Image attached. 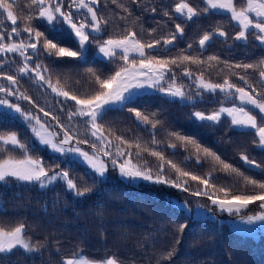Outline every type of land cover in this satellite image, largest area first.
Returning <instances> with one entry per match:
<instances>
[{
	"label": "trees",
	"instance_id": "1",
	"mask_svg": "<svg viewBox=\"0 0 264 264\" xmlns=\"http://www.w3.org/2000/svg\"><path fill=\"white\" fill-rule=\"evenodd\" d=\"M121 2L132 10V15L127 20L119 19V15L123 13L115 4L109 2L105 8V0H101L100 14L109 18L104 39L123 35L124 29L127 28L136 31L138 38L149 40L166 36L170 31L175 30L176 23H181L184 27V36L178 37L175 47L170 52L164 53L165 55L177 56L191 43L193 47L189 52L193 55H201L202 52V59L215 55L220 61L254 63L264 58V48L259 46L252 36H249L247 45L232 40L238 29L234 27V22L226 18V14L201 12V15L192 22H184L172 11L179 0H142L140 7L131 3V0H121ZM187 2L198 9L204 7L202 0H187ZM236 2L240 4L242 0ZM27 4L28 0H17L14 12L23 16L28 11ZM145 6L155 7L156 13L145 11ZM164 11H168L172 18L165 17ZM137 17L139 19H136ZM6 24L11 26L10 22ZM32 24L41 31H46L40 21L33 20ZM218 26L223 27L228 33V41L223 42V38L216 37L206 50H200L198 39L204 32H211ZM154 28L156 32L150 37L148 33ZM58 36L62 43L72 44L71 38L66 33L61 32ZM96 52L95 44H90L86 59L83 61L70 58L43 59L48 65L53 83L59 79L65 90L81 95L84 92H91L95 87L94 77L88 72L89 68L104 78L121 63V61L102 60L96 56ZM12 58L19 61L18 57ZM53 59L55 63L52 62ZM188 66L193 72L205 67L204 65ZM15 67L16 65L13 64L0 71L14 74ZM219 67L223 68V63ZM176 71L177 82L185 85L188 95L196 99L194 102L183 103L156 91L142 93L136 97L134 103L121 108H112L98 120L105 135L113 144L119 143L116 137H123L129 141L139 140L142 145L161 151L166 159L172 160L181 169L201 177L211 172L216 184L226 187L235 185L236 189L241 187L243 177L219 170L222 165L212 157L205 156L202 150L199 153L200 161L197 163L194 145H183L175 136L170 135V133H179L191 137L202 146V149H209L221 160L239 169L244 176L264 180L261 169L244 164L240 159L243 153L264 168V151L253 143L254 135L249 130L230 126L226 117H222L219 125L195 120L192 115L194 112L210 113L219 108L220 104L215 102L212 94L204 93L201 99L196 94L197 91L191 80L181 76L179 69ZM225 75L227 73L217 74L216 69H211L205 73V79L222 81ZM230 79L242 83L235 76H230ZM257 80L258 73L250 71L249 82L255 84ZM20 87L21 91L31 97L33 103L10 97L13 102L41 116L43 114L38 112V107H44L45 110L56 114L61 123L65 125L70 123L65 113L74 102H68L61 111L60 101L63 98L57 97L46 85L22 77ZM130 107L149 115L150 120H158L156 129H152L151 123L147 125L138 123L134 114L128 110ZM50 123L54 122L50 121ZM71 123L79 124V131L83 137L86 128L83 119L75 118ZM0 130L17 132L21 140L27 143L29 154L34 158L39 157L46 163H51L52 157L56 155L37 144L26 122L7 109H0ZM153 131L155 138L160 142L158 145L151 143L150 134ZM86 138L92 139L90 135ZM169 143H175L176 148H169ZM33 147L38 150L32 151ZM82 147L91 151L88 145ZM122 147L126 151L129 150L126 145ZM130 150L135 152L134 148ZM11 154L18 156L19 152L14 150ZM142 156L141 161H136L135 156L132 158L141 165L143 161H147L148 166H152L155 170L156 158L147 152H143ZM60 166L65 167L63 163ZM87 171H89L87 166L79 161L70 171V176L75 178L78 185L87 184L93 188L92 192L84 197H76L59 185L55 190H45L11 179L9 182L0 183V226L10 228L18 223H24L26 238H30L33 248L38 246V250L33 252L14 251L10 258L3 259V264H62L63 259L70 258L78 250L98 260L116 256L123 261V264H264V235L253 237L235 233L219 218H194L184 209L173 204L186 202L190 207L215 208L207 198L193 196L190 192L163 184L126 181L110 164L103 183L97 180L93 184L89 176L85 175ZM165 172L173 178L176 176L167 165ZM186 179L189 180L188 186L191 190L202 187L198 182L191 181L190 178ZM217 195L222 196L219 192ZM258 211L257 205L253 204L250 205L247 213L255 214ZM182 223H186L187 227L181 233L179 225ZM173 249L175 252L171 258L164 259L163 257Z\"/></svg>",
	"mask_w": 264,
	"mask_h": 264
},
{
	"label": "snow or ice",
	"instance_id": "2",
	"mask_svg": "<svg viewBox=\"0 0 264 264\" xmlns=\"http://www.w3.org/2000/svg\"><path fill=\"white\" fill-rule=\"evenodd\" d=\"M109 2L115 4L123 13L119 15L120 20H127L132 15V10L121 0H105V8ZM100 3L101 0H28L27 13L19 16L13 10L17 0H0V70L6 66L16 65L14 74L0 71V107L18 113L39 144L56 154L52 157L51 163H46L39 157L34 158L29 154L27 143L21 140L17 132L0 130V183L9 182L11 179L45 190H55L59 185L76 197H84L92 192L93 188L87 184L78 185L75 178L70 176V171L76 166L77 161L86 164L89 171L85 175L89 176L93 184L97 180L104 182L110 164L113 169L119 171L121 177L130 181L143 180L177 188L190 192L193 196L207 198L220 212L239 215L245 223L264 222V180L244 176L239 169L224 162L209 149H202V146L191 137L170 133L183 145H194L197 163L200 161L199 153L202 150L205 156L212 157L222 165L219 170L243 177V184L239 189H236L235 185L231 187L218 185L214 182L211 172L201 177L181 169L172 160L166 159L161 151L148 148L139 140L129 141L123 137H116L119 143L113 144L98 123L108 110L134 103L142 89H155L174 99H191L185 91V85L177 82L176 70L179 69V74L191 80L192 85L196 86V94L201 99L204 93H209L215 102L220 104L219 108L210 113L194 112L192 115L195 120L219 125L222 117L226 116L229 118L230 126L249 130L255 137L253 143L264 151V58L254 63L220 61L215 55L202 59V52L201 55L189 52L193 47L191 43L177 56L165 55L164 53L175 47L177 38L184 36V27L181 23H176L175 30L166 36L149 40L138 38L136 31L127 28L124 29L123 35L104 39L109 18L100 14ZM131 3L140 7L142 0H131ZM202 3L204 7L198 9L187 0H179L172 11L184 22H192L201 15V12L226 14V18L234 22V27L238 29L232 36L234 42L239 41L247 45L249 36H252L258 45L264 48V0H242L240 4L236 0H202ZM144 10L153 14L157 11L155 7L148 6H145ZM163 15L172 18L168 11H164ZM33 20L40 21L46 31L33 26ZM6 22H10L11 26L9 27ZM141 31L143 33V29ZM61 32L71 38L72 44L62 43L58 36ZM155 32L154 28L148 35L151 37ZM216 37L223 38V42L229 39L223 27L218 26L211 32H204L198 39L199 49L206 50ZM90 44H95L98 53L108 61L123 63L117 64L116 69L104 78L89 68L88 72L94 77L95 87L91 92H84L81 95L65 90L59 79L53 83L48 65L43 58H70L83 61L86 59ZM12 57H18L19 61L13 60ZM52 62L55 63V60ZM221 63L224 65L223 68L219 67ZM188 65L205 67L193 72ZM211 69H216L217 74L227 75L222 81L205 79V73ZM238 69L243 71H236ZM250 71L258 73L255 84L249 82ZM230 76H235L242 83L234 82ZM22 77H27L34 83L44 84L57 97H62L61 111L68 102H74L65 113L70 123L68 125L61 123L56 114L45 110L44 107L34 105L38 107V112L43 114L41 116L23 109L19 103L10 100L9 97H14L15 100L33 103L31 97L21 91ZM128 110L141 125L151 123L152 129L155 130L159 124L158 120H150L149 115L135 108L130 107ZM75 118H82L86 125L83 137L79 131V124L71 123ZM89 135L92 139L86 138ZM150 135L151 143L158 145L160 142L155 138V132ZM82 145H88L91 151L85 150ZM122 145H126L129 150L126 151ZM168 147L175 149L176 144L169 143ZM132 148L135 152L130 150ZM14 150H18V156L11 154ZM37 150L35 147L32 148V151ZM143 152L156 158L155 170L148 166L147 161H143V165L134 162L133 156L136 161L143 160ZM240 159L244 164L261 169L264 173V168L254 159L243 153ZM61 163L65 167L62 168ZM165 165L176 173L174 178L165 172ZM186 178L198 182L202 187L191 190L188 186L189 180ZM217 192L222 196L217 195ZM253 204L257 205L259 211L253 215H246ZM186 227V223L180 224L179 231L182 233ZM26 236V225L22 222L10 228L0 226V264H3L4 258H10L14 251L24 253L38 250V246L33 248L30 238ZM174 252L175 249L163 258L170 259ZM62 264H123V261L116 256L98 260L78 250L70 258L63 259Z\"/></svg>",
	"mask_w": 264,
	"mask_h": 264
},
{
	"label": "rangeland",
	"instance_id": "3",
	"mask_svg": "<svg viewBox=\"0 0 264 264\" xmlns=\"http://www.w3.org/2000/svg\"><path fill=\"white\" fill-rule=\"evenodd\" d=\"M96 56L102 60L108 61L107 58L103 57V55L98 53V51L96 52ZM121 63H123V62L121 61ZM195 90L197 91L196 86H195ZM155 91H156L155 89H142L137 94V96H139L142 93H149V92H155ZM156 92H158V91H156ZM161 94H163V93H161ZM206 94H209V93H206ZM165 96H167V95H165ZM168 97H170V96H168ZM170 98H172V97H170ZM9 99L12 100V98H10V97H9ZM175 99L180 100L179 98H175ZM195 100L196 99L191 96V99L180 100V101H182L183 103H192ZM227 106H230V105H227ZM121 107H123V106H116L114 108H121ZM0 109L6 110L2 107H0ZM9 111L13 115H17L18 117H20L18 113H15L11 110H9ZM226 118H227V120H229L228 117H226ZM20 119L23 120L22 117H20ZM32 137H33L34 141L37 144H39V141L35 138V136L33 134H32ZM40 146H42V145H40ZM118 173H119V171H118ZM119 176H120V174H119ZM121 178L126 180V181H130V180L125 179L123 177H121ZM138 181H143V180H135V181H131V182H138ZM145 182H148V181H145ZM173 204L175 206L181 207L186 212H188L190 215H192L194 218H219V220L221 222H225L229 226V229L235 233L253 236V237H259L260 235H264V222H256L253 224H248V223H245L244 220H242L239 215H229L227 212H220L216 206H215V208H209V207H203V206L190 207L186 202H174ZM246 215H253V214L246 213Z\"/></svg>",
	"mask_w": 264,
	"mask_h": 264
}]
</instances>
